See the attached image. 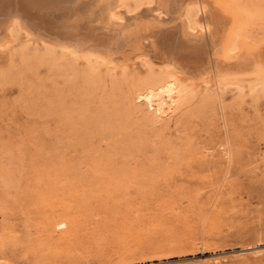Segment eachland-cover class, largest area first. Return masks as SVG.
Instances as JSON below:
<instances>
[{
  "label": "rangeland",
  "instance_id": "1",
  "mask_svg": "<svg viewBox=\"0 0 264 264\" xmlns=\"http://www.w3.org/2000/svg\"><path fill=\"white\" fill-rule=\"evenodd\" d=\"M206 1L225 21L219 45L240 58L219 84L207 68L213 27L202 69L176 62L189 80L158 69L165 57L151 47L116 66L11 27L0 46V264H264V0ZM118 9L149 23L156 10ZM178 15L163 26L202 32L195 3ZM166 82L176 103L159 118Z\"/></svg>",
  "mask_w": 264,
  "mask_h": 264
},
{
  "label": "bare ground",
  "instance_id": "2",
  "mask_svg": "<svg viewBox=\"0 0 264 264\" xmlns=\"http://www.w3.org/2000/svg\"><path fill=\"white\" fill-rule=\"evenodd\" d=\"M120 1L121 0H0V46H5L10 39L11 27L17 25L20 29L30 32L32 35L31 37L37 40L45 41L46 39V41L50 43H55V41L61 43V45H64L65 49L67 48L66 51L68 53L74 54L77 57H85L86 54H93V58L96 56L97 59L100 57V60L106 62L112 61V64L115 63L116 66H120V64H122L121 62L124 63L128 61L130 63L129 60L143 55L146 49L151 47L152 52L156 55L153 58L157 56L158 59L161 57H165V59L168 58L166 61H164L165 59L159 61L160 64H158V69H162L161 65L167 63V65L172 68V73L178 76L181 74L184 75V72L180 69V63L179 65L176 63L177 61L184 62L187 58L194 59L192 65L195 66L194 64H196L195 67H197V64L199 66V64L205 60L199 55L202 49L209 45L207 44L209 42V40L207 42V39L210 38V29L213 27L214 31L212 34H214V39L212 40L216 43L217 50L216 54H214L216 58L213 56L215 59H211L212 55L209 56L211 57L212 63H210L213 68L212 72L211 67H207L210 77L215 79L216 84H219V70L221 73L225 74L231 71L237 72V70H239V62L235 60H239L240 58L238 59L232 56L233 59H231L230 54L226 52L227 46H220L218 43V39L220 40V37L227 33L223 24L225 21L223 18L217 16L212 17V14L207 16L208 10L211 9L209 8L210 4L208 1L152 0L156 9L152 17V23L147 22V15L144 14L137 13L138 15L136 16L123 18L124 15H121L122 11L119 12L121 14L118 13ZM194 3L202 15V32L197 34L193 33L192 30L188 28L187 22L185 21H183L182 25L176 24V26L173 27L163 26L166 24L164 18L173 13H179L178 17L183 19L189 5ZM116 13L122 16L123 20H121L123 22H119V20L115 19ZM168 20L170 21L169 18ZM27 34L28 33H26V35ZM153 58L149 57V59L153 61L156 60ZM158 59L156 61H158ZM244 60L242 62H246V59ZM202 64L205 63L203 62ZM243 65L241 64V66ZM252 65L256 66V64L254 65L253 63ZM154 66H152V68ZM189 66H191V64H189ZM203 66L204 65L200 66L201 68H199L198 71L202 69ZM182 67H184V65ZM246 67L243 68L245 69ZM249 67L252 68L251 66ZM207 68L205 67L204 70ZM185 71L190 72L189 70ZM193 71H196V69ZM188 72L187 74L185 72L184 75L187 80L191 77ZM211 72L212 74H210ZM194 73L195 72H193V74ZM221 73L219 75H221ZM203 79H198L196 82H203ZM176 94L177 86L173 82H166L162 86L156 88L153 106L159 118L167 116L175 106Z\"/></svg>",
  "mask_w": 264,
  "mask_h": 264
}]
</instances>
